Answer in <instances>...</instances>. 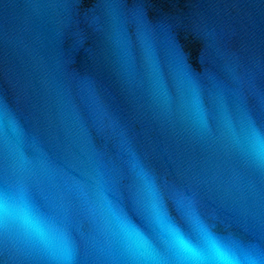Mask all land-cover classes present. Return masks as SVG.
I'll return each mask as SVG.
<instances>
[{
    "label": "water",
    "instance_id": "obj_1",
    "mask_svg": "<svg viewBox=\"0 0 264 264\" xmlns=\"http://www.w3.org/2000/svg\"><path fill=\"white\" fill-rule=\"evenodd\" d=\"M0 264H264V0H0Z\"/></svg>",
    "mask_w": 264,
    "mask_h": 264
},
{
    "label": "snow or ice",
    "instance_id": "obj_2",
    "mask_svg": "<svg viewBox=\"0 0 264 264\" xmlns=\"http://www.w3.org/2000/svg\"><path fill=\"white\" fill-rule=\"evenodd\" d=\"M148 217L158 231L166 233L169 242L174 246L181 249H191L194 246L193 237L185 230V221L176 216L174 212L165 211L163 206H161L156 213L149 210ZM162 221H166V223H162ZM195 230L207 235L210 239L214 238L211 228L207 225L201 223L196 226ZM137 233L144 243L150 242V238L142 231L137 229Z\"/></svg>",
    "mask_w": 264,
    "mask_h": 264
}]
</instances>
